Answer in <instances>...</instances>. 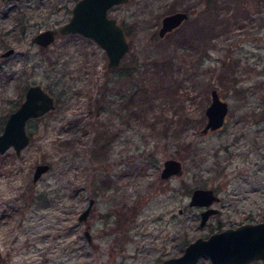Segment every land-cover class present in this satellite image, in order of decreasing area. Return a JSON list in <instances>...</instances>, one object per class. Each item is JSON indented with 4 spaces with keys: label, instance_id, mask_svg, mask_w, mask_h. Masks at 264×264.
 Listing matches in <instances>:
<instances>
[{
    "label": "rangeland",
    "instance_id": "obj_1",
    "mask_svg": "<svg viewBox=\"0 0 264 264\" xmlns=\"http://www.w3.org/2000/svg\"><path fill=\"white\" fill-rule=\"evenodd\" d=\"M72 2L0 0V50L14 47L0 56L3 122L29 82L54 99L27 120L20 152H0V264H162L196 235L264 217V119L255 118L264 111V66L237 61L241 47L224 38L236 31L223 16L241 10L237 1L215 0L206 10L202 0L111 5L128 40L120 63L135 65L127 76L106 67L102 47L81 34L56 35L44 47L32 42L36 27L64 19ZM174 9L187 18L159 36L161 15ZM155 73L178 85L158 87ZM213 86L228 110L219 127L200 132ZM166 156L180 159V174L159 176ZM37 161L49 166L33 180ZM194 186L218 195L203 225L200 206L187 203ZM190 264L212 263L201 255Z\"/></svg>",
    "mask_w": 264,
    "mask_h": 264
},
{
    "label": "water",
    "instance_id": "obj_2",
    "mask_svg": "<svg viewBox=\"0 0 264 264\" xmlns=\"http://www.w3.org/2000/svg\"><path fill=\"white\" fill-rule=\"evenodd\" d=\"M126 0H75L70 7V14L55 28H43L32 34L34 42L44 45L53 39L54 32H79L95 41L106 54V67H115L128 48V40L124 29L113 15L107 13V8L116 2ZM187 16L183 9H174L161 15L157 27V34L163 35L166 31L178 25ZM14 49L9 46L1 54H7ZM54 99L39 82L29 83L24 91V98L11 109L0 130V152L12 146L15 152L29 142V132L26 129L27 118L40 115L53 106ZM228 110V101L220 96L213 86L209 89V100L203 108L205 120L200 126V132L213 130L220 126ZM47 161H37L34 164L31 178L35 180L48 169ZM182 172L180 159L174 156L162 158L159 176L178 175ZM218 195L211 187L194 186L191 188L188 204L201 206L198 211V224L202 225L209 214L217 212L212 205ZM94 201L89 196L82 209L77 214L78 220H84ZM180 210V208H178ZM82 233L87 241L91 234L84 227ZM206 255L212 264H241L255 258L264 261V217L257 220L243 221L234 225H227L211 230L206 235H196L187 240L178 253L164 256L162 264H190L199 256Z\"/></svg>",
    "mask_w": 264,
    "mask_h": 264
},
{
    "label": "trees",
    "instance_id": "obj_3",
    "mask_svg": "<svg viewBox=\"0 0 264 264\" xmlns=\"http://www.w3.org/2000/svg\"><path fill=\"white\" fill-rule=\"evenodd\" d=\"M215 0H202L201 9L206 10L208 8H212ZM234 1V0H233ZM237 1V8L240 6L241 10L236 14L232 15V17L223 16L224 19L229 22L230 28H235L236 31L231 33H227L225 35V40L229 41V43L233 42L236 43L239 47H241L240 52L237 54V61L239 60H250L254 64H262L264 66V0H236ZM215 7V6H214ZM227 13V12H226ZM253 13L256 15V19H252ZM218 13H214L213 16H216L214 22L223 21V18L220 17ZM243 20L251 21L249 25L243 23ZM250 42V43H249ZM238 47V48H239ZM254 54H256V58H254ZM221 63L222 61L219 60ZM135 63L133 60L132 63ZM236 62V61H235ZM234 62V63H235ZM232 63V62H231ZM115 68L120 69V73L122 75H130L133 70L135 69V65H127L121 64L119 62ZM261 68L259 71L263 73L264 71ZM155 82L158 87H163V89L172 90L175 89L178 85L179 80L172 78L170 76H163V73H155ZM235 79L234 76L231 79ZM248 86V85H247ZM99 109V107H98ZM97 109V110H98ZM2 115H0V123L3 122ZM257 120L264 119V111L261 115L255 117ZM3 126V125H2ZM99 138V139H98ZM101 136L98 133L97 136L94 138L95 141L98 140V144L100 142ZM108 139L105 140L107 142ZM103 141V143H105Z\"/></svg>",
    "mask_w": 264,
    "mask_h": 264
},
{
    "label": "flooded vegetation",
    "instance_id": "obj_4",
    "mask_svg": "<svg viewBox=\"0 0 264 264\" xmlns=\"http://www.w3.org/2000/svg\"><path fill=\"white\" fill-rule=\"evenodd\" d=\"M74 1H75V0H73L72 4L68 7V14H67V16H66L64 19H62L61 21H59V22L56 23L55 25L43 24V25L37 26L36 29H35V31H34L33 33H35L36 31H38V30H40V29H43V28H55L60 22H62V21H64L65 19H67V17H68L69 14H70V7L73 5ZM118 3H122V2H116V3H113V4H118ZM113 4H111V5H113ZM111 5H110V6H111ZM110 6H108V8H109ZM108 8H107V13H108ZM183 10H185V11L187 12V16H188V11H187L186 9H183ZM23 14H24V10H21V11H20V14H19V13H16V14H15V19H19V20L22 19ZM108 14H110V13H108ZM110 15H112V14H110ZM113 16H114V15H113ZM187 16H186V18H187ZM114 17H115V16H114ZM186 18H185V19H186ZM115 19H116V21H117V18H116V17H115ZM185 19H184V20H185ZM182 21H183V20H182ZM182 21H181V22H182ZM117 22H118V21H117ZM159 22H160V21H159ZM181 22H180V23H181ZM118 23H119V22H118ZM180 23H179V24H180ZM179 24H178V25H179ZM178 25H176V26H178ZM176 26H174V27H176ZM174 27H173V28H174ZM171 29H172V28H171ZM171 29H170V30H171ZM156 30H157V29H156ZM168 31H169V30H168ZM166 32H167V31H166ZM33 33H32V34H33ZM66 33H78V34H81V33H79V32H66ZM156 33H157V32H156ZM23 34H24V33H23ZM32 34L30 35V38H31ZM62 34H65V33H62ZM56 35H61V34H57V33L54 32L53 39H54V37H55ZM81 35H82V34H81ZM83 36H85V35H83ZM159 36H162V35H159ZM85 37H86V36H85ZM88 38H89V37H88ZM53 39H52L50 42H48V43H46V44H44V45H41V44H38V43L34 42V41L32 40V38H31L32 42L35 43V44H36L37 46H39V47H44V46L48 45L49 43H51V42L53 41ZM89 39H91V38H89ZM10 46H12V45H10ZM7 47H9V46H7ZM7 47H4L2 50H0V56H1V55H7V54H10V53H12V52L14 51V49H13L11 52H9V53H7V54H1V52H2L4 49H6ZM29 83H33V82H29ZM29 83L25 86L24 91H25L26 87L29 85ZM52 96H53V95H52ZM23 98H24V92H23V97H22V99H23ZM22 99H21V100H22ZM21 100H20V101H21ZM20 101H19V103H20ZM19 103H18V104H19ZM12 109H13V108H12ZM47 110H48V109H47ZM43 113H44V112H43ZM38 116H39V115L31 116V117H29V118H36V117H38ZM5 117H6V116H5ZM29 118H27V120H28ZM4 119H5V118H4ZM26 122H27V121H26ZM218 127H219V126H218ZM26 129H27V128H26ZM215 129H216V128H215ZM27 131H28V130H27ZM200 208H201V206H200ZM214 213H215V212H214ZM214 213H211V214H214ZM209 215H210V214H209ZM209 215H208V216H209ZM198 217H199V216H198ZM207 218H208V217H207ZM207 218H206V219H207ZM82 221H83V220H82ZM205 221H206V220H205ZM204 223H205V222H204ZM204 223H203V224H204ZM203 224H202V225H203ZM83 228H84V227H83ZM86 228H87V227H86ZM88 230H89V229H88ZM84 237H85V236H84ZM85 239H86V238H85ZM90 240H91V239H90Z\"/></svg>",
    "mask_w": 264,
    "mask_h": 264
}]
</instances>
